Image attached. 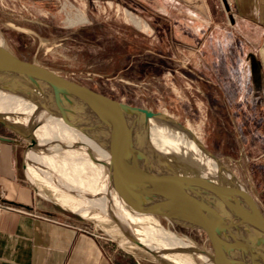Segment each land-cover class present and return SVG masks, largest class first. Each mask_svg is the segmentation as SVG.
Wrapping results in <instances>:
<instances>
[{
    "label": "rangeland",
    "instance_id": "obj_1",
    "mask_svg": "<svg viewBox=\"0 0 264 264\" xmlns=\"http://www.w3.org/2000/svg\"><path fill=\"white\" fill-rule=\"evenodd\" d=\"M219 3L225 12L224 3ZM126 11L147 27H137ZM79 13L86 20L70 23L69 19ZM147 13L117 0H0V34L22 57L112 98L162 111L179 120L247 187L264 213V77L255 64L258 51L248 48L246 58L244 38L232 31L222 12L212 32L206 31L198 39L189 34V43L177 47L164 41L163 33L158 32ZM247 67L248 74L253 72L248 82ZM152 129L168 143L200 152L185 134L170 126L155 123ZM0 135L19 140L25 158L28 137L1 122ZM58 153L54 157L47 153L55 170L75 175L72 151L60 149ZM204 160L212 166L207 158ZM35 182L36 186L47 184L39 177ZM58 202V209L87 229H96L110 246L126 254L133 252L142 260L147 257L161 264H185L187 255L183 252L182 258L179 254L173 235L154 234L148 228L154 226L174 234L183 246L193 243L197 248L191 254L194 262L210 261V241L198 229L154 213L144 212L143 220L121 213L119 221L130 224L133 230L128 233L113 217L97 209H91L89 216L71 211L77 204L74 198L64 200L62 195ZM142 230L154 234L156 241H144L142 238L149 234L142 236ZM167 249H173L176 256ZM260 257L264 264L263 249Z\"/></svg>",
    "mask_w": 264,
    "mask_h": 264
},
{
    "label": "water",
    "instance_id": "obj_2",
    "mask_svg": "<svg viewBox=\"0 0 264 264\" xmlns=\"http://www.w3.org/2000/svg\"><path fill=\"white\" fill-rule=\"evenodd\" d=\"M0 91L31 101L36 111L63 120L110 152L112 165L116 167V174L109 173L110 178L127 182L143 204L137 208L129 200L128 206L204 231L211 245L207 253L212 264H247L248 251L253 264H263L260 250H264V213L236 175L189 127L173 116L112 98L22 57L1 34ZM148 121L185 134L186 140L212 163V176L191 160L161 155L142 128ZM0 122L28 137L30 142L25 150L28 162V151L38 142L35 130L40 122L30 118L28 135L1 118ZM0 139L11 140L6 136ZM96 161L101 163L99 157ZM39 176L68 190L41 173Z\"/></svg>",
    "mask_w": 264,
    "mask_h": 264
},
{
    "label": "crops",
    "instance_id": "obj_3",
    "mask_svg": "<svg viewBox=\"0 0 264 264\" xmlns=\"http://www.w3.org/2000/svg\"><path fill=\"white\" fill-rule=\"evenodd\" d=\"M117 1L147 11L170 47L187 45L189 34L198 39L206 31L212 32L220 13H224L232 31L244 38L246 58L248 48L258 51L255 64L264 77V0ZM251 76L253 72L248 74L247 67L246 82ZM9 138L0 139V198L16 208L0 212V264H161L110 246L96 229H87L58 209L55 205H60L62 195L64 200L76 196L48 184L36 186L20 153V141ZM129 239L135 241L132 236Z\"/></svg>",
    "mask_w": 264,
    "mask_h": 264
},
{
    "label": "bare ground",
    "instance_id": "obj_4",
    "mask_svg": "<svg viewBox=\"0 0 264 264\" xmlns=\"http://www.w3.org/2000/svg\"><path fill=\"white\" fill-rule=\"evenodd\" d=\"M126 12L128 19L137 27H144L137 16L136 18L129 13V11ZM85 20L86 18L82 13L76 14L73 18L69 19L72 24ZM34 106L35 105L29 100L0 91V118L9 126L28 135L31 131L28 123L30 118L32 120L34 119L36 122H40V125L35 130L38 142L33 149L28 151V162L26 160V168L31 180L35 182L36 177L40 178V173L43 174L44 177L50 181H55L66 189L74 191L73 195L76 196L75 199L77 200V204L72 210L78 211L84 216H89L91 209H97L118 221L122 230L132 233L133 230L128 227L130 224H128V226L122 224L118 219V215L122 213L128 217L142 219L141 216L145 213L128 206L127 202L133 200L135 204L132 205L137 208H141L143 204L127 182L123 180H112L110 178L109 173L116 174V170H114L116 167L114 163L112 165L113 158L110 152L100 148L94 141L64 123L63 120L36 111ZM155 123L158 122L148 121L142 125V128L150 136L153 147L161 155L183 157L191 160L197 166L204 169L209 177L212 176L213 167L208 162H205L204 158L206 157L201 151V153L196 151L193 152L191 149L183 148L181 145L172 142L168 143L152 129V125ZM60 149L72 151L73 164L76 172L75 175L69 176V174L65 175L67 173H58L57 170H55L47 153L53 154L51 157L59 156L60 154H57V150ZM199 154H201V156ZM98 157L101 163L96 161ZM83 172L85 174H82ZM40 179L42 180V178ZM46 183L50 186L59 188L50 182ZM148 228L153 230L154 234L157 235H173L179 246V254L182 258L184 257L183 252L187 255V258L184 257L185 264H198L191 258L192 251L194 250L195 252V250H197L193 243L183 246L179 243L180 240L174 234L158 231L154 226H148ZM142 231L143 232L140 231V233L144 234L142 236L149 234V236L142 238L144 241H156V239L153 238L154 234H150V232L146 230ZM135 242L137 241L135 240ZM137 243L142 245L139 242ZM166 245L172 248L170 242H167ZM167 250L166 252L174 257L176 256L173 249ZM246 260L247 264H253L250 251H248ZM208 264H212L211 261H208Z\"/></svg>",
    "mask_w": 264,
    "mask_h": 264
},
{
    "label": "built area",
    "instance_id": "obj_5",
    "mask_svg": "<svg viewBox=\"0 0 264 264\" xmlns=\"http://www.w3.org/2000/svg\"><path fill=\"white\" fill-rule=\"evenodd\" d=\"M140 20V19H139ZM141 21V20H140ZM142 22V21H141ZM142 24L144 25V28L147 27V24L146 23H143ZM16 207L12 206L11 204L7 203V202H4L1 198H0V212L4 209H14ZM18 210L20 211H26L24 210L23 208H17Z\"/></svg>",
    "mask_w": 264,
    "mask_h": 264
},
{
    "label": "trees",
    "instance_id": "obj_6",
    "mask_svg": "<svg viewBox=\"0 0 264 264\" xmlns=\"http://www.w3.org/2000/svg\"><path fill=\"white\" fill-rule=\"evenodd\" d=\"M157 134L160 135L158 132H157ZM160 136H161V135H160ZM198 230H200V229H198ZM200 231H202V230H200ZM202 232L206 235V233H205L204 231H202Z\"/></svg>",
    "mask_w": 264,
    "mask_h": 264
}]
</instances>
